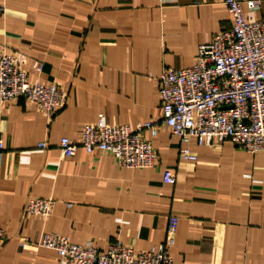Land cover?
Returning a JSON list of instances; mask_svg holds the SVG:
<instances>
[{
	"label": "crops",
	"instance_id": "crops-1",
	"mask_svg": "<svg viewBox=\"0 0 264 264\" xmlns=\"http://www.w3.org/2000/svg\"><path fill=\"white\" fill-rule=\"evenodd\" d=\"M248 1L246 20L263 19L264 0L256 11ZM232 25L224 0H0V54L20 56L31 84L67 95L51 117L25 98L0 109V228L8 234L0 264H56V252L39 246L45 233L101 251L118 241L149 251L167 243L171 218L172 264H264V152L230 141L184 145L167 128L144 133L154 168H124L83 149L65 158L59 148L100 115L133 130L161 120L160 75L192 67L199 47ZM183 147L197 161L183 160ZM167 170L175 184L164 183ZM32 199L53 200L52 215L27 216Z\"/></svg>",
	"mask_w": 264,
	"mask_h": 264
},
{
	"label": "built area",
	"instance_id": "built-area-1",
	"mask_svg": "<svg viewBox=\"0 0 264 264\" xmlns=\"http://www.w3.org/2000/svg\"><path fill=\"white\" fill-rule=\"evenodd\" d=\"M242 2L224 0L233 25L215 35L211 43L199 47L192 67L160 75L161 120L146 122L133 130L127 125H108L100 115L97 123L83 126L79 141L67 137L60 140L62 155L73 158L80 149L88 154L99 151L112 156L124 168H154L157 154L144 133L157 137L165 128L184 145L195 143L212 148L230 141L252 155L264 152V18L248 22ZM247 3L252 11L262 5L260 0ZM22 63L20 56L0 54V109L19 98L36 104L49 117L63 109L65 91L55 84H31ZM35 67L41 70L39 64ZM38 147L48 146L41 143ZM3 151L0 140V155ZM180 156L186 161L198 159L187 147L180 150ZM163 181L172 185L176 177L167 170ZM54 207L53 200L32 199L25 214L48 218ZM177 222V218H171L166 244L140 253L119 241L101 251L91 242L77 245L53 233L43 234L39 246L56 252V264H172ZM7 240V232L0 228V245Z\"/></svg>",
	"mask_w": 264,
	"mask_h": 264
}]
</instances>
